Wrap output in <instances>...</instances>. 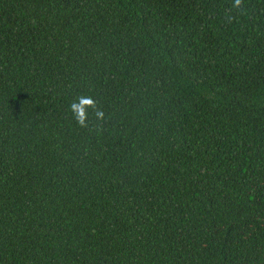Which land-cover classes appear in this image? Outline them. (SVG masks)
Instances as JSON below:
<instances>
[{
    "label": "trees",
    "instance_id": "16d2710c",
    "mask_svg": "<svg viewBox=\"0 0 264 264\" xmlns=\"http://www.w3.org/2000/svg\"><path fill=\"white\" fill-rule=\"evenodd\" d=\"M232 4L0 0V264H264V0Z\"/></svg>",
    "mask_w": 264,
    "mask_h": 264
},
{
    "label": "clouds",
    "instance_id": "9594fccd",
    "mask_svg": "<svg viewBox=\"0 0 264 264\" xmlns=\"http://www.w3.org/2000/svg\"><path fill=\"white\" fill-rule=\"evenodd\" d=\"M232 7L235 9L242 8V0H233ZM89 109L92 110L97 120H104L105 114L103 110L97 107L95 100L90 96L81 95L70 105V111L74 119L82 128L88 127Z\"/></svg>",
    "mask_w": 264,
    "mask_h": 264
}]
</instances>
